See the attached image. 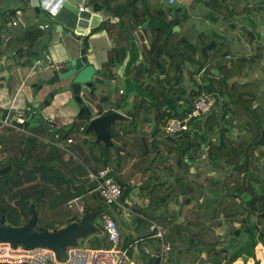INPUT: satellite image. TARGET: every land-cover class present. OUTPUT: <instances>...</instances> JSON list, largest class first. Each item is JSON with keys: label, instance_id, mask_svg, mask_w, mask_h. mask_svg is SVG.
Listing matches in <instances>:
<instances>
[{"label": "trees", "instance_id": "1", "mask_svg": "<svg viewBox=\"0 0 264 264\" xmlns=\"http://www.w3.org/2000/svg\"><path fill=\"white\" fill-rule=\"evenodd\" d=\"M220 1L191 0L186 9L180 2L169 4V1L154 4L148 0H121L111 6L109 0H86V6L104 10L121 21L124 29L118 31L116 40L125 41V45L114 49L112 57L104 64L105 73L95 76L94 86L101 87L104 93L107 83L113 80L109 72L111 67L126 57L130 41H135L138 35L144 42L139 49L143 57L132 65L129 76L138 81L147 99L135 94L129 108L118 88L111 97L103 95L100 99V103L112 109L105 111L99 107L98 115L116 109L126 116L108 128L110 141L118 151L95 139L89 140L85 136V127L82 135H75L65 151L52 142L59 131L60 139L67 138L71 134V125L57 131L40 114L27 113L26 117L21 115V123L12 121L11 126H3L8 110L0 108V169L23 158L27 165L0 176V216H4L6 225H26L31 217V204L37 214L35 229L38 231H57L79 222L85 213H95L91 223L96 232L89 235L88 248H110L111 243L103 231V216L115 221L113 213L123 211L116 206L109 207L114 212L107 211L108 207L97 192L92 191L95 183L87 179L89 172L97 173L109 166V176L120 184L123 192L129 190L128 198L132 194L133 201L128 209L135 214L134 219L148 227L155 223L166 228L163 241L170 249L164 264L229 263V256L223 253L228 247L220 248L223 243L211 231L221 226V217L232 224L245 212V217L239 218L238 223L246 227V235L251 232L249 226H254L251 218L255 217L257 224L264 222V201L259 202L262 194H257L254 189L255 185L264 187V110L253 106L258 99L264 102V90L258 96L255 83L229 85V75L232 68L236 70V62L219 65L221 62L217 64L215 57L219 52H214L207 63L211 69L217 66L219 75L209 78L204 86L188 75L193 86V93L188 94L184 85L186 68L195 66L194 74L198 73L206 64L204 60L209 58L208 51L217 50L218 43L211 44L213 48L206 47L203 35L198 37L199 45L182 32L173 31L182 23L187 25L191 16H198L197 12L200 13L198 20H205L206 9L218 16L227 13L229 18L239 14L228 8L222 11ZM232 3L234 8H240L244 1ZM15 14V10L0 12V72L9 62H27L31 55H37L34 47L41 38L39 25L25 30L23 36H13ZM141 26L143 29L138 30ZM250 37L253 36L250 34ZM24 46L29 48L23 50ZM198 52H201L200 61ZM255 60L252 57L248 62L250 71L255 69ZM260 66L264 74V66ZM199 93L221 96L224 102L219 108L220 114L212 111L191 120L186 133L166 134L163 131L165 122L189 111L192 98ZM78 119L89 121L85 114ZM152 123L151 135L144 133L143 130ZM230 129H235L238 134L230 136ZM210 167L217 175L222 173L224 179L209 177L203 181V189L198 177ZM230 168L233 173H224ZM191 169L203 170L191 174ZM229 183L233 185L229 186ZM248 194L251 199L245 201L243 197ZM237 195L242 198L240 204L234 200ZM74 198L80 199L81 210L68 207V202ZM173 202L178 205V210L171 212L169 205ZM151 235L142 236V244L156 243L157 246L150 248L153 252L149 253L158 255L160 245L150 238ZM142 261L141 264H160L158 257L148 254L142 255Z\"/></svg>", "mask_w": 264, "mask_h": 264}, {"label": "crops", "instance_id": "2", "mask_svg": "<svg viewBox=\"0 0 264 264\" xmlns=\"http://www.w3.org/2000/svg\"><path fill=\"white\" fill-rule=\"evenodd\" d=\"M25 2H28L30 8H32V12L29 11L26 8L20 7L21 4H25ZM110 5L113 6L115 3L120 2L121 0H109ZM151 3H160L159 0H148ZM168 2V0H165V2ZM174 3H182L183 6L186 7V9H189V4L191 3V0L184 4L183 0H174ZM234 0H221V5H224V7H232V10L238 11L239 14L237 16H234L232 18L224 17L223 15H214L210 13L209 9H206L205 13V20H198V17H200V13L197 12V15L191 16L190 19H188L187 24L189 23H201L204 22V26L197 27L198 25H180L179 26V32H182V34L186 35L189 39L192 40V42H198L200 45V41L198 40L199 35H203V38L206 40L205 46L207 47L211 44H214V42L218 43L217 50H214L213 52L208 51V60L205 61V65L199 69L200 71L196 74H194V71L197 70L195 66H188L186 69L188 73L185 75V82L184 85L186 86L188 94L193 93V86L191 84V79L189 76L192 75V78H195L197 81V84H201L204 86L209 78L212 76L219 75V71L217 70V66H215L213 69L210 68V65L207 63L210 60V57H213L214 52H219L216 54L215 57L218 58L219 65L224 66V64L227 63H233L236 62L235 68L231 69V73L229 75L228 84L231 85L232 83H237L240 85L251 84L255 83V93L259 96L262 90H264V74L263 70H261V66H264V0H243L244 3H242V6L240 8L233 7ZM86 0H80L76 3L83 4L84 7L87 8V10H92L93 6H86L85 5ZM7 3H11L14 5L15 14V22L12 24L14 25L13 30V36H19L21 34H24V31L28 28L32 29L30 26V22L36 21L33 17L34 15H37L35 13L34 8L30 5V0H2L0 1V12L5 13L9 12L11 10L5 9L3 6ZM75 3V4H76ZM125 3V2H124ZM217 3V2H215ZM2 5V6H1ZM37 7L39 9L38 15H42V12L44 13L43 16H46L47 19L53 22V24H48L45 22L44 19H40L38 22L39 26H47V25H58L61 24L55 19H52V15L47 12L46 10L41 8V4L38 2ZM243 8H246V11L243 10ZM100 9V8H96ZM31 10V9H30ZM32 14V15H31ZM101 19L97 26L93 29L86 30L84 35V43H85V55L87 59L86 65H91L94 67L97 75H103L104 72V64L107 60H109L110 57H112V53H114V49L116 47L125 45V41H117L116 36L118 35V31L123 29V23L121 21H118L117 18L111 16L110 14L106 13L104 10L100 9V12H96ZM190 14V12H189ZM23 16L24 19L20 20V17ZM54 18V17H53ZM196 20V21H195ZM206 24V25H205ZM22 25H27V27L24 29ZM62 25V31L70 32L71 30L64 25ZM103 26L102 29H98V26ZM117 25V26H114ZM220 25V26H216ZM22 29V33L17 34L15 33L16 29ZM248 32H245L242 34L241 29H246ZM98 29V30H97ZM41 30V29H40ZM73 30V29H72ZM47 31L46 27L45 29L41 30V35H43ZM55 30L51 29L50 33ZM57 33V32H56ZM58 35L52 37L49 36L48 41H45L46 39L42 40L40 38L34 47L36 54H39L41 56L46 55L50 59V64L48 65L47 74L45 76L39 77L38 81H31L26 89L27 81L29 80L28 77L30 73L32 72V65L30 67L22 65L23 63H26L24 61L16 64L15 62H9L7 63V66L4 70L0 72V108L2 109H9L11 107V113L15 112L17 114V117H26L27 113L30 111L31 113H34V109L38 108L40 105L42 106L41 111L38 113L42 115L43 110L48 109L50 107V103L54 100L51 99V101L48 102V105H44L45 100L47 99L49 93L52 91V88L45 87L43 89V84L41 85V81L46 80L51 75V72L53 71L50 66L54 64H62L66 61H69L71 59L77 58L80 56V42L76 41L74 38L70 37L69 35H61V33H57ZM137 34V32H136ZM250 34L253 37H250ZM50 35V34H49ZM60 35V36H59ZM22 36V35H21ZM68 36V38H72L70 41L63 42V37ZM143 36H145L143 34ZM52 37V38H51ZM135 41H130V51L126 55V57L119 62L117 66L112 67L113 68V74L112 78L113 80L109 81L106 85V89L104 90L105 93H103V90L101 87H97L94 90V93H102V95H105L107 98L111 97L115 91L116 88L119 89V94L122 95V97L125 99L126 106L129 108L133 105V98L135 94H139L142 97L146 98V94L142 93V89L139 86V83L137 80H133L129 76V71L132 67V65L139 62V60H142V54L140 52V48L144 43L140 41V36L136 35ZM146 41V40H145ZM108 46V47H107ZM204 46V45H203ZM215 48V46H214ZM202 50V49H200ZM205 57V56H203ZM255 57L257 60L253 62V66L255 69L251 70V66L248 64L249 60ZM197 58L202 59L201 52L197 53ZM204 59V58H203ZM36 61H41L44 63L43 59L37 58ZM211 61V60H210ZM260 63V64H259ZM19 65L20 67L16 66ZM62 71V69H59ZM45 71V70H43ZM189 75V76H188ZM44 77V78H42ZM6 78H8L6 80ZM13 80V85L10 83V80ZM28 79V80H27ZM27 80V81H26ZM8 83V84H7ZM41 85V88L39 89V86ZM61 85H57L56 87L59 88ZM93 93V94H94ZM147 99V98H146ZM224 102V99L221 96H218V103L213 109V111H216L219 113V108ZM62 100L58 101V104L62 105ZM91 103V110L94 113L92 117L98 116L96 114V110H98L99 107H103L106 109L105 111L112 109L108 108V105L100 103V100L98 103L92 102ZM99 104V105H98ZM253 106L255 107H261L264 110V102L261 101V99H258L254 102ZM114 112H118L121 114L124 118L126 116L121 113L118 110H112ZM26 113V114H25ZM105 114V113H103ZM220 114V113H219ZM23 115V116H21ZM95 115V116H94ZM78 118V117H77ZM59 120V119H58ZM70 122H63L59 120V122L54 121V123H49L50 125L57 126L58 130H62L64 127H68L71 125ZM153 123L149 124L144 130V133H147L151 135L150 133L153 130ZM231 133L230 136H236L238 133L235 129H230ZM94 134V133H93ZM75 136V135H73ZM95 136V134H94ZM96 140V137H95ZM257 155V153H256ZM200 168V167H199ZM203 169H191V174H197L198 171H201ZM205 170V171H204ZM203 174L198 177L200 179V182L202 183V188L204 189L205 184L204 180L209 177H222L221 175H217L216 170L210 167L209 169H204ZM202 172V171H201ZM233 173L234 170L232 168L227 169L226 172ZM164 176V175H163ZM161 176V177H163ZM222 180V179H221ZM232 186L233 183H229V186ZM254 189L256 190L257 194L261 195V200L259 202L262 204L264 201V187L260 186H254ZM134 194V192H133ZM213 197L212 195L210 196ZM209 197V199H210ZM243 199L245 201H249L251 199V195H244ZM130 200L133 201L132 194L130 196ZM236 203L240 204L242 198L240 196H236L235 199ZM171 212L178 210V205L173 202L171 205ZM113 216L115 217V223L117 225L119 232L121 233L122 237V245L124 246V240H125V246L133 243L135 240L143 239L142 236L145 234L149 235V227L141 221H136L134 219L135 214L133 211L128 212H118L115 211L113 213ZM242 217V218H241ZM245 217V212H242L241 216L236 217V222L232 221V224H230L229 220H226L223 217H221V221L219 220V223H221V226H217L216 228H212L211 231L214 236H217L219 238V241L223 243V245L220 248H226L228 247V251L223 252L224 254L227 253L226 256H229V262L228 264H264V222L262 224L256 223L257 219L255 217L251 218L250 220L254 224V226H249V232L247 235L245 234L246 227L243 225H240L238 223V219H243ZM183 221V220H180ZM103 226V222H102ZM165 233H167L166 228H163ZM212 235V236H213ZM201 236L200 234L198 235ZM128 240H126V239ZM132 239V240H129ZM142 243V241L140 242ZM140 243L137 245V254L136 258L142 257L143 254H150L149 251L151 246L149 242L145 244L144 249L140 250ZM218 249V248H217ZM236 255V256H234ZM204 254L201 255L202 258H204ZM228 258V257H227ZM141 258V263H143Z\"/></svg>", "mask_w": 264, "mask_h": 264}, {"label": "water", "instance_id": "3", "mask_svg": "<svg viewBox=\"0 0 264 264\" xmlns=\"http://www.w3.org/2000/svg\"><path fill=\"white\" fill-rule=\"evenodd\" d=\"M80 0H30L31 7L34 8L35 13H39L37 7L38 2L41 8L49 12L61 24L63 23L70 29V32L62 31V25H48L47 31L54 29L55 32L61 35H69L76 41L80 42V56L69 61L64 62V69L53 70L48 81H41V85L52 88L44 105L53 99L57 94L68 92L72 96V100L79 106L80 111L77 117L85 114L88 117L93 116V112L88 108L85 94L92 95L94 86L92 83V76L95 74L94 67L87 64L85 55L84 35L86 30L93 29L99 23L101 17L96 14L100 9L93 8L90 10L79 11L75 3ZM179 27H174L173 31L177 32ZM61 85L57 88V85ZM39 86V89L41 88ZM42 109L40 105L34 109V113H39ZM98 111V110H97ZM28 113H31L30 111ZM124 119L118 112H111L109 114L98 115L89 119L85 132H93L96 137V142H102L105 147L114 146L110 141L108 128L116 120ZM25 159H21L10 166L0 169V176L4 175L11 169H20L26 167ZM129 192L125 189L120 201H122ZM95 213H85L79 222L69 224L57 231H38L35 229L37 214L34 209V204H31V217L22 227H12L4 223V217H0V242H9L12 246L20 244L25 248H33L36 246L48 248L52 250L59 259H66V251L69 248L77 247L78 238H86L96 232V227L92 225L91 219L94 218Z\"/></svg>", "mask_w": 264, "mask_h": 264}, {"label": "built area", "instance_id": "4", "mask_svg": "<svg viewBox=\"0 0 264 264\" xmlns=\"http://www.w3.org/2000/svg\"><path fill=\"white\" fill-rule=\"evenodd\" d=\"M169 4H173L174 0H168ZM79 11L87 10L81 3L75 4ZM46 26H39L41 30ZM35 67H39V70H43L45 65L41 61H37L34 64ZM59 67V64L54 66ZM218 96L215 94L200 93L196 95L191 103L189 111L183 112L180 117H173L168 119L164 126L163 131L169 135H179L188 131V123L193 119L208 115L215 105L217 104ZM11 107L8 109L7 115L4 117L3 126H11L14 116L11 115ZM17 123L22 122L21 117H16ZM46 121V120H45ZM47 122V121H46ZM51 123V121L47 122ZM84 127H80L81 133ZM55 141L53 145L67 151L68 146L73 143L74 136L69 135L65 139H60V135L55 134ZM111 168L105 167L99 170L97 173L89 172L87 179L89 182L95 183L93 192H97L102 203L106 207L116 206L123 212H128V206L131 204L130 198L127 196L120 201L123 191L120 184L109 173ZM68 207H77L78 210L82 209V205L79 198H74L68 202ZM103 231L107 236L108 241L111 243V247L108 249H91L88 247H76L69 248L66 251V259H59L56 254L44 247L36 246L33 248H25L24 246L17 244L12 246L9 242H0V264H136L134 259L137 254V245L142 239L135 240L133 243L123 246L122 237L119 232L115 221L105 216L103 219ZM149 233H151L152 239H155L159 245V254L154 255L150 253V256L158 257L160 264H164L166 253L169 251L170 246L163 241L165 231L162 227L155 223L149 224ZM149 238V239H150Z\"/></svg>", "mask_w": 264, "mask_h": 264}, {"label": "rangeland", "instance_id": "5", "mask_svg": "<svg viewBox=\"0 0 264 264\" xmlns=\"http://www.w3.org/2000/svg\"><path fill=\"white\" fill-rule=\"evenodd\" d=\"M188 1H190V0H183V2H184V4L185 3H187ZM159 2L160 3H165V0H159ZM24 3L25 4H21L20 5V7H22V8H26V9H28L29 11H33L32 10V8H30V6H29V4H28V2H25L24 1ZM177 5V4H176ZM2 6V5H1ZM211 6H214V5H211ZM221 6V8H222V11H225V10H232V7L231 6H229V7H224V5H220ZM5 9H8V10H12V9H14V5H12L11 3H7L6 5H4L3 6ZM202 8V7H201ZM228 8V9H227ZM31 9V10H30ZM221 11V12H222ZM190 13H192V12H190ZM32 15V14H31ZM44 15V13L42 12V15H34L33 14V17L35 18V20L36 21H34V19H33V21L32 22H30V26L32 27V28H36L37 27V25H38V22H39V20L40 19H44L45 20V22L46 23H48V24H53V22L52 21H50L49 19H47L46 18V16H43ZM222 15L224 16V17H226L227 18V13H224V12H222ZM24 19V17L23 16H21L20 17V20H23ZM196 21V20H195ZM187 24V23H186ZM182 25H183V23H182ZM185 25V24H184ZM187 25H198L197 27L199 28L200 26H204V22H202V24L201 23H194V22H192V23H189V24H187ZM206 25V24H205ZM23 27H24V29L27 27V25H22ZM48 26V25H47ZM216 26H220V25H216ZM69 28V27H68ZM70 29V28H69ZM71 31H72V29H70ZM241 30H243L242 31V34H244L245 32H248L247 30H249L248 28H246V29H241ZM23 31H22V29L21 28H19V29H16L15 30V33H17V34H20V33H22ZM50 34V35H49ZM22 36L24 35V34H21ZM21 35H19V36H21ZM56 35H58L56 32H54V31H52V32H50V33H47V31L43 34V35H41L40 37L42 38V40H44V39H46L45 41H48V38H49V36H52V37H54V36H56ZM60 36V35H59ZM51 37V38H52ZM64 39H63V42H66V41H70V40H72L73 41V39L72 38H68V36H66V37H63ZM108 47V46H107ZM29 47H26V46H24L23 47V50H26V49H28ZM36 58H41V59H43V61H44V65H45V67H44V70L45 71H43V70H39V67H35L34 66V64H33V66H32V72L30 73V75H29V77H28V81H27V84H26V89H27V87H28V85H29V83L31 82V81H38L39 80V77H41V76H45L47 73V69H48V65L50 64V59H49V57L48 56H46V55H44L43 54V56H41V55H39V54H37V55H31L29 58H28V61L26 62V63H23L22 65H25V66H28V67H30L31 65H32V63H33V60H35ZM105 63H107V62H105ZM17 67H20L19 65H17L16 66V68ZM112 68V67H111ZM111 70H113V68L111 69ZM109 71L110 73H112L113 74V71ZM42 78H44V77H42ZM162 78V77H161ZM13 80L14 79H12L11 78V80H10V83L13 85ZM8 84V83H7ZM45 84H43V89H45ZM85 96H86V98H87V100L88 101H92V102H95V103H98L99 102V100L102 98V93H94L93 95H88V94H85ZM62 98H63V103H62V105L61 104H58V101H60V100H62ZM51 105H50V107L48 108V109H45V110H43V112H42V115H41V117H42V119L43 120H46L47 122H49V121H51L52 123H54V121H56V122H59V120H61V121H63V122H70L71 123V126H70V128H71V136H73V135H77V136H81L82 135V133H81V131H80V127H87V125H88V120H80V119H78L77 118V115H78V113H79V111H80V108H79V106L72 100V96L68 93V92H63V93H59V94H57L56 95V98H54V100L50 103ZM99 105V104H98ZM97 111V110H96ZM114 112V111H113ZM12 115L14 116V119H13V121H15V122H17L16 121V117H17V114L15 113V112H13L12 113ZM95 116V115H94ZM59 119V120H58ZM32 120H34V121H36V118H32ZM69 123V124H70ZM51 126H53V125H51ZM56 127V128H55ZM54 127V129H56L57 131H59L58 129H57V126H55ZM57 133H60V131L59 132H57ZM85 136L89 139V140H92L93 141V139H95V136H94V134H93V132H90V133H87V134H85ZM107 211H110V212H114V211H112V208H107ZM104 217L105 216H103V219H104ZM89 236L88 237H86V238H78L77 239V246L80 248V247H90V245H89V242H88V240H89ZM124 242V245H125V240L123 241ZM153 246H157V244L156 243H153L152 244ZM140 248L143 250L144 249V244H142V243H140ZM149 252H151V251H149ZM153 252V251H152ZM205 257V256H204ZM141 258L142 257H140L139 259L138 258H136V259H134V261H135V263L136 264H140V262H141ZM167 258H168V255L167 256H165V260L167 261Z\"/></svg>", "mask_w": 264, "mask_h": 264}, {"label": "flooded vegetation", "instance_id": "6", "mask_svg": "<svg viewBox=\"0 0 264 264\" xmlns=\"http://www.w3.org/2000/svg\"><path fill=\"white\" fill-rule=\"evenodd\" d=\"M43 63V62H42ZM44 64V63H43ZM55 65H57V64H54V65H52V66H50L51 68H55L54 66ZM34 68V67H33ZM32 68V69H33ZM59 69H64V64H63V68H62V64L61 63H59V67L58 68H55V69H52V70H59ZM44 70V69H43ZM95 70V69H94ZM95 76H97V73H96V71H95V74L92 76V83H93V86H94V80H95ZM50 77V76H49ZM48 79L49 78H47L46 80H44V82H46V81H48ZM97 87L96 86H94V90L96 89ZM93 93H94V91H93ZM93 93H92V95H93ZM104 93H105V91H104ZM86 94H88V93H86ZM88 95H90V94H88ZM85 99H86V101H88L87 100V98H86V96H85ZM88 102H90V101H88ZM89 104V103H88ZM89 105H91V104H89ZM90 118V117H89ZM0 217H4V216H0ZM4 223H5V218H4Z\"/></svg>", "mask_w": 264, "mask_h": 264}, {"label": "clouds", "instance_id": "7", "mask_svg": "<svg viewBox=\"0 0 264 264\" xmlns=\"http://www.w3.org/2000/svg\"><path fill=\"white\" fill-rule=\"evenodd\" d=\"M140 29H143V27L141 26L140 28H138V30H140ZM142 43H144V42H142ZM36 62H37V61H36ZM199 94H200V93H199ZM216 95H217V94H216ZM217 96H218V95H217ZM194 97H195V96H194ZM194 97H193V98H194ZM193 98H192V100H193ZM192 100H191V103H192ZM217 103H218V101H217ZM216 105H217V104H216ZM216 105H215V106H216ZM214 108H215V107H214ZM214 108H213V109H214ZM212 111H213V110H212ZM212 111H211V112H212ZM211 112H210V113H211ZM97 113H98V111H96V114H97ZM101 115H103V114H101ZM91 117H92V116H91ZM91 117H90V118H91ZM90 118H89V119H90ZM77 247H78V246H77ZM80 248H81V247H80ZM67 250H68V249H67Z\"/></svg>", "mask_w": 264, "mask_h": 264}, {"label": "bare ground", "instance_id": "8", "mask_svg": "<svg viewBox=\"0 0 264 264\" xmlns=\"http://www.w3.org/2000/svg\"><path fill=\"white\" fill-rule=\"evenodd\" d=\"M88 108L90 109V111H92V110H91L92 108H91V106H90L89 104H88Z\"/></svg>", "mask_w": 264, "mask_h": 264}]
</instances>
